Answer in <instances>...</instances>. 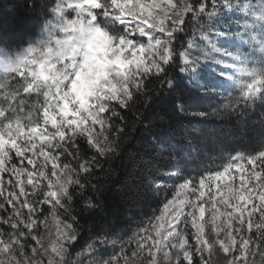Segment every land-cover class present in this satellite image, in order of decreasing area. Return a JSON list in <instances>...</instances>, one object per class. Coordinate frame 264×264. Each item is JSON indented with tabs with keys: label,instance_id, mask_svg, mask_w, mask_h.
I'll list each match as a JSON object with an SVG mask.
<instances>
[{
	"label": "snow or ice",
	"instance_id": "1",
	"mask_svg": "<svg viewBox=\"0 0 264 264\" xmlns=\"http://www.w3.org/2000/svg\"><path fill=\"white\" fill-rule=\"evenodd\" d=\"M0 264H264V0H0Z\"/></svg>",
	"mask_w": 264,
	"mask_h": 264
},
{
	"label": "trees",
	"instance_id": "2",
	"mask_svg": "<svg viewBox=\"0 0 264 264\" xmlns=\"http://www.w3.org/2000/svg\"><path fill=\"white\" fill-rule=\"evenodd\" d=\"M4 3H13L14 0H3ZM155 112H160L161 114L167 112V107L165 105L158 104L154 108ZM259 113V109H257V114ZM235 119L234 117L232 118ZM160 123H156V127H160ZM225 128L230 127L231 125L229 123L224 124ZM193 130V125L189 124L187 121H185V127H176L174 129L173 135L175 137H179L181 135H191ZM223 139V153L217 151L214 153H210V158L206 159L204 163H201L200 160H194L189 161V164L195 168H203V167H219L225 160L228 159L229 155H235L237 153H244L248 150L249 147V141L247 139H232V138H222ZM148 138L137 136L134 143L128 145V147L132 151H139L142 146L147 144ZM235 148L236 152H233L232 149ZM114 168L116 170V174L112 176L111 180L108 181L109 184V191L106 193L105 196V203L103 205V209L98 211L96 216L90 221V223H101L109 219L110 214L112 213L113 209L119 207V194L117 192V189L121 188L124 185V182L127 178L128 172L127 170H122L121 165L119 162L114 163ZM192 175H196V172L193 171ZM162 199V197H160ZM149 212V215L151 214L152 209L147 210ZM147 219V217H145ZM83 224V221H81ZM136 223H132L129 226V234H131L132 231L136 228Z\"/></svg>",
	"mask_w": 264,
	"mask_h": 264
},
{
	"label": "rangeland",
	"instance_id": "3",
	"mask_svg": "<svg viewBox=\"0 0 264 264\" xmlns=\"http://www.w3.org/2000/svg\"><path fill=\"white\" fill-rule=\"evenodd\" d=\"M229 181L228 180H224V181H221L220 182V184L221 185H224L225 183H228ZM223 191H226V189H222ZM214 191H215V189H214ZM207 198V194H206V196H205V199ZM217 198H219V196H217ZM207 216H208V212H207V210H206V219H207ZM223 219V218H222ZM50 227H51V230H52V232L54 233L55 232V226L54 225H50ZM209 231H210V225H209Z\"/></svg>",
	"mask_w": 264,
	"mask_h": 264
}]
</instances>
